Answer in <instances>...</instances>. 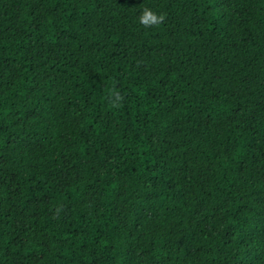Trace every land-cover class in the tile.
Returning a JSON list of instances; mask_svg holds the SVG:
<instances>
[{
    "label": "trees",
    "instance_id": "1",
    "mask_svg": "<svg viewBox=\"0 0 264 264\" xmlns=\"http://www.w3.org/2000/svg\"><path fill=\"white\" fill-rule=\"evenodd\" d=\"M0 264H264V0H0Z\"/></svg>",
    "mask_w": 264,
    "mask_h": 264
},
{
    "label": "clouds",
    "instance_id": "2",
    "mask_svg": "<svg viewBox=\"0 0 264 264\" xmlns=\"http://www.w3.org/2000/svg\"><path fill=\"white\" fill-rule=\"evenodd\" d=\"M164 13H157L154 12L151 8L145 7L139 16V23L143 25L145 28H150L153 26H159L165 20ZM115 97V100H112L111 97ZM122 100V96L117 93L114 89L110 90L109 93V102L112 103L114 106H119L118 101Z\"/></svg>",
    "mask_w": 264,
    "mask_h": 264
}]
</instances>
